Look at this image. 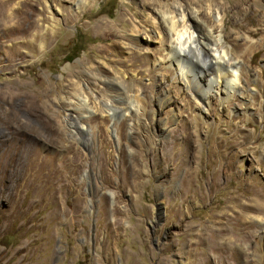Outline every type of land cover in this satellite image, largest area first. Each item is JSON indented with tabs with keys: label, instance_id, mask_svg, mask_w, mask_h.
Returning <instances> with one entry per match:
<instances>
[{
	"label": "rangeland",
	"instance_id": "rangeland-1",
	"mask_svg": "<svg viewBox=\"0 0 264 264\" xmlns=\"http://www.w3.org/2000/svg\"><path fill=\"white\" fill-rule=\"evenodd\" d=\"M238 1L189 5L213 29L208 9L226 13L245 70V93L204 116L165 52L107 68L160 48L158 11L183 0H0V264H264V0L237 20ZM123 13L148 33L121 39ZM161 216L184 223L169 243L144 225Z\"/></svg>",
	"mask_w": 264,
	"mask_h": 264
},
{
	"label": "bare ground",
	"instance_id": "bare-ground-1",
	"mask_svg": "<svg viewBox=\"0 0 264 264\" xmlns=\"http://www.w3.org/2000/svg\"><path fill=\"white\" fill-rule=\"evenodd\" d=\"M183 1L185 4V7L178 9L181 11L180 17L176 15L175 13L176 11L174 9H173V11H175L174 13L173 11L172 13H169L161 9L158 11L160 13L159 15L161 16L163 20L162 22H164L165 27H166V32L163 38L164 43L162 45L160 44V48L154 51V53L153 52L150 53L147 51L144 52L141 49H140L141 51L136 50L135 48H133V46H130V52L127 58H124L122 60H111L113 64H111L109 60V62L107 63V65L109 64L107 68L117 69L118 67L114 66V64L123 65V63L125 64L128 61H131V62L140 61V59L141 58L144 59L143 57H146L147 54L149 55L155 54L156 57H157V54H160V56L161 55L163 56V52H165L163 57L158 58V61L160 63L161 62L164 63L166 67L167 68L169 67V69H172V71L173 70L175 71L176 78L179 80V82L182 84L185 90H194L195 97L198 101V104L202 106L200 108L202 112L200 111L199 113L206 116L209 113L211 114L212 109L214 108L213 105H215V101L220 107V106H223L225 102L230 103V98L236 96V94L245 93V91L242 89L243 86L241 84L242 78L245 76V75L243 76L245 70L241 64L240 57L238 55H234L233 51H231V50L240 49L239 48L240 45L234 44L231 50L225 45V41L228 38L227 34L230 32V30H228L226 26V21H225L226 13L222 15L221 17H219L220 13L219 11H217V9L215 11L216 13L213 10L208 9V13H207L208 21L212 20L213 18L219 21L215 29H213L212 26H209V24H204V23L202 24V22L199 20V19H202V16H203L202 11H200L199 13L200 15H198L196 11L189 6L193 2H201V1L204 2L207 0H183ZM157 2H160V0H154L153 3H157ZM254 2L258 3V0ZM246 4H248V0H240L230 5L229 7L230 9H233V10L235 9L234 18H237V20H239L240 14L246 15V14H243ZM247 9H251V7L249 8L247 7ZM20 11L23 12L24 9H20ZM128 14L123 13L121 16L123 24H118L117 26L114 27V29L117 31V34H120L119 37L121 39L127 37L126 34L123 33L124 31H126L127 28H130L132 30L133 37L140 36L144 33H148V29L142 26L136 25L133 21V15L129 14L128 16ZM24 20H25V17H24ZM246 27H247V22H242L239 24L238 21H236L235 24L233 25L234 29L231 30V32H233L234 30H238L240 32V30L246 29ZM10 28H12V26ZM15 29L17 28L13 27L11 30H15ZM11 30L9 31V33L11 32ZM238 31H234V32H238ZM38 36H39V33H38ZM116 42L121 44L120 39H118ZM130 42L131 44L135 43L134 40H131ZM188 61L192 63V68L189 67ZM245 74L247 73L245 72ZM247 75L249 77L250 73ZM253 76H256V75L253 73ZM110 78L111 77H108V81L111 80L113 83L115 82L121 83V81L118 80V78L116 77L111 78V79ZM156 101L161 107H163L164 105L171 103L170 102L171 97L165 94L161 97H158ZM144 102L142 101V99H133V98L128 99L125 97L120 98V101H119V103L123 105L126 104L125 106L126 109L128 107L129 108L137 107V109H135V113H138L139 105H142ZM245 108H248V105H246Z\"/></svg>",
	"mask_w": 264,
	"mask_h": 264
},
{
	"label": "flooded vegetation",
	"instance_id": "flooded-vegetation-1",
	"mask_svg": "<svg viewBox=\"0 0 264 264\" xmlns=\"http://www.w3.org/2000/svg\"><path fill=\"white\" fill-rule=\"evenodd\" d=\"M148 210L150 211L149 207H148ZM162 210H163V206L157 204L156 205V211L158 212V214L160 213V211L162 212ZM164 222H165L164 217L161 216V217H159L157 223L154 225L155 227H152V225H150L147 222L144 223V225H145L148 233L150 234V236H153L156 231H158V233L160 231L162 232L161 235H160V238H159V241L161 243H169V242H171L170 235L167 233L170 230H178V231L182 232V230L185 229L184 223L181 225V227L180 226H175V225H173L171 223H169L167 226L162 227V224H164ZM94 229H95V227L92 224V230H91L92 235H94V233H95ZM92 242H93V237H92ZM151 242H152L153 245H156L154 239H152ZM181 264H183V263L181 262Z\"/></svg>",
	"mask_w": 264,
	"mask_h": 264
}]
</instances>
